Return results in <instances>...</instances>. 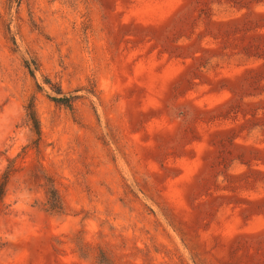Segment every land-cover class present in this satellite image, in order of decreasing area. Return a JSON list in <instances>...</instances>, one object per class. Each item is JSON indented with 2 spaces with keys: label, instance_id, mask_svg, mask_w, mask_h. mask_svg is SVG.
<instances>
[{
  "label": "rangeland",
  "instance_id": "rangeland-1",
  "mask_svg": "<svg viewBox=\"0 0 264 264\" xmlns=\"http://www.w3.org/2000/svg\"><path fill=\"white\" fill-rule=\"evenodd\" d=\"M8 165L0 264H264V0H0Z\"/></svg>",
  "mask_w": 264,
  "mask_h": 264
},
{
  "label": "trees",
  "instance_id": "trees-1",
  "mask_svg": "<svg viewBox=\"0 0 264 264\" xmlns=\"http://www.w3.org/2000/svg\"><path fill=\"white\" fill-rule=\"evenodd\" d=\"M37 89H39V88L37 87ZM73 99H74L73 97L66 96V95H61L59 97H50L49 98V100L51 102H53L54 104L61 105V106L66 107V108L71 107ZM25 110H26V118L30 123L31 130H32L33 134L35 135L36 142H37L38 137H39V132H38L37 121H36L34 112L32 110V106L29 104L28 106H26ZM12 172H13V169H12L11 165H8L4 169V171L0 174V208L2 205V199H3L4 194H5L6 184H7L8 178ZM46 203H47V210L48 211L59 212L60 207H61L60 199H59V196L57 195V193L55 192V190L51 186H49L46 189Z\"/></svg>",
  "mask_w": 264,
  "mask_h": 264
}]
</instances>
